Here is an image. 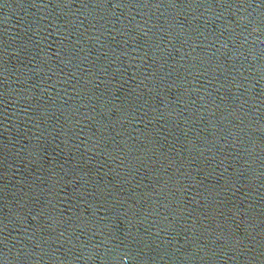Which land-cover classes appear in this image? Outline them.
<instances>
[{
	"label": "water",
	"instance_id": "obj_1",
	"mask_svg": "<svg viewBox=\"0 0 264 264\" xmlns=\"http://www.w3.org/2000/svg\"><path fill=\"white\" fill-rule=\"evenodd\" d=\"M0 264H264V0H0Z\"/></svg>",
	"mask_w": 264,
	"mask_h": 264
}]
</instances>
